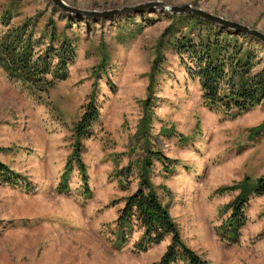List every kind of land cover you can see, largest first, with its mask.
<instances>
[{
	"label": "rangeland",
	"instance_id": "374dc122",
	"mask_svg": "<svg viewBox=\"0 0 264 264\" xmlns=\"http://www.w3.org/2000/svg\"><path fill=\"white\" fill-rule=\"evenodd\" d=\"M62 1L97 12L155 1L190 5L264 35V0ZM38 12L43 13L39 21L30 23L35 36L52 19L58 34L54 48L67 40L75 55L64 80L41 93L0 69V161L16 175L14 185L0 180V264L158 263L170 237L138 252L140 228L134 227L123 247L112 234L122 200L138 188L137 168L146 149L162 155L152 157L148 176L188 249L206 264H264V195L249 200L240 237L227 246L215 229L229 215L219 208L236 193L214 194L245 177H264V130L252 132L264 124V104L236 116L210 110L198 80L167 45L142 138L139 124L157 42L173 14L154 8L96 19L64 13L50 0H0V17L11 16L12 26L28 23ZM236 37L255 51L259 70L264 45L247 35ZM44 48L36 50L40 54ZM89 101L99 113L82 139L90 194L82 195L81 174L72 165L70 192L60 195L57 185L72 152L73 128Z\"/></svg>",
	"mask_w": 264,
	"mask_h": 264
},
{
	"label": "trees",
	"instance_id": "16d2710c",
	"mask_svg": "<svg viewBox=\"0 0 264 264\" xmlns=\"http://www.w3.org/2000/svg\"><path fill=\"white\" fill-rule=\"evenodd\" d=\"M42 14L38 12L33 18L27 19L28 23L20 26H12L10 23L12 18L9 15L4 14L0 17L3 29L0 30V69L9 79L26 83L30 89L38 93L46 92L56 81L64 80L63 72L69 63L73 62L75 55L71 43L67 40L61 43L59 49L54 48L58 34L52 19L48 20L42 35L35 36L30 23L35 25ZM178 28L183 33L178 34ZM236 35L240 34L219 28L189 14L172 15L171 24L162 32L157 42L149 76L148 98L143 102V117L140 120L138 136L145 137L147 125L151 120L150 100L156 88L157 75L161 72L163 49L167 45L174 47L181 67L188 76L198 80L203 102L210 110H226L227 114L236 116L264 104V65L256 70L260 63L256 59L255 51L245 43L239 42ZM45 40H48L47 45ZM41 46L45 48L43 53L39 54ZM54 60L56 64H53ZM98 118L97 107L93 101H89L73 128L72 152L57 185L58 194H69L68 179L73 166H76L81 174L82 195L90 194L86 168L81 160L84 149L82 139L87 137L88 131ZM261 130H264V124L253 128L252 132ZM146 153V157L137 168L138 188L122 200L123 207L115 221L116 229L112 234L116 236L117 245L125 246L129 234L133 233L134 227H138L141 235L134 247L138 252H144L149 247L160 244L166 237H170V244L156 264H174L178 261L184 264H206L182 242L166 206L161 204L149 179L152 157L163 159L162 155L147 149ZM15 176L14 172L0 161V180L4 179L5 182L14 185ZM231 193H236L235 197L219 208V212L229 215L215 229L220 240L227 246L237 243L240 237V231L247 221L246 208L249 200L253 196L264 195V177L254 180L245 177L238 183L214 191V194L219 196ZM261 235L264 236V231Z\"/></svg>",
	"mask_w": 264,
	"mask_h": 264
},
{
	"label": "water",
	"instance_id": "95a60500",
	"mask_svg": "<svg viewBox=\"0 0 264 264\" xmlns=\"http://www.w3.org/2000/svg\"><path fill=\"white\" fill-rule=\"evenodd\" d=\"M50 2L54 6L58 7L64 13L72 14L79 17L96 18V19L111 18L115 16L118 17L128 14L130 12L149 11L154 8H158L163 12H167L175 15L189 14L198 17L204 21H207L209 23L216 24L225 30L233 31L238 34H243L252 37L260 41L264 45V35L258 32L257 30L250 29L247 26L239 24L237 22L229 21L219 16L212 15L199 8H194L190 5L172 6V5H166L165 3L162 2L155 1V2L139 4L134 7H123L121 9L97 12V11L81 10L78 8L71 7L62 0H50Z\"/></svg>",
	"mask_w": 264,
	"mask_h": 264
}]
</instances>
